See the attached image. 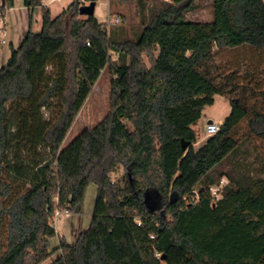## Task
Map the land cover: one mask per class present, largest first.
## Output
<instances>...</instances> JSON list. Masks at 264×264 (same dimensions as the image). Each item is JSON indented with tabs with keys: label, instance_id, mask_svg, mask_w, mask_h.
<instances>
[{
	"label": "trees",
	"instance_id": "16d2710c",
	"mask_svg": "<svg viewBox=\"0 0 264 264\" xmlns=\"http://www.w3.org/2000/svg\"><path fill=\"white\" fill-rule=\"evenodd\" d=\"M2 1L3 12L15 5ZM25 5L41 7L42 28L30 30L0 69V222L8 219L0 264H43L55 251L61 256L52 264H264V169L241 161L236 139L248 118L251 133L264 138V112L251 113L232 97L214 59L216 48L264 49V0H215L207 23L186 19L195 0H174L135 41L121 28L108 31L95 15L81 19L78 0L55 18L43 0ZM52 64L62 69L53 79ZM106 69L110 112L64 144ZM217 95L230 96L231 113L197 149L192 126ZM52 100L60 105L57 117L35 127ZM16 103L29 104L24 128L39 129L50 155L36 165L31 188L12 198L4 173L9 107ZM120 167L121 184H104ZM14 170L27 175L19 159ZM224 179L216 199L211 188ZM91 185L98 195L90 227L74 244L60 239L52 251L56 208L81 214ZM152 187L163 198L161 208L150 205ZM135 218L141 229L157 228L149 256L135 235L141 229L131 225Z\"/></svg>",
	"mask_w": 264,
	"mask_h": 264
},
{
	"label": "rangeland",
	"instance_id": "374dc122",
	"mask_svg": "<svg viewBox=\"0 0 264 264\" xmlns=\"http://www.w3.org/2000/svg\"><path fill=\"white\" fill-rule=\"evenodd\" d=\"M142 1V3H141ZM174 0H98L96 4L95 16L100 23L105 24L108 31L115 28H121L125 33V37L131 40H137L138 35L143 30L146 23L153 18L166 4L172 3ZM44 2V1H43ZM73 0H63L53 3L51 6L52 13L57 16L62 6H68ZM215 0H195L196 8L186 13V19L198 23H207L214 20ZM142 4V5H141ZM81 19H87L81 15ZM119 18L118 25H109L110 19ZM37 24V23H36ZM35 32L41 31L35 26ZM113 60L117 59L116 55L112 56ZM214 59L217 65L216 73L222 76L224 82H228L229 93L233 94L243 106L253 111L264 112V49L255 48L249 44L236 48L215 49ZM146 62L148 60L146 58ZM61 67L58 64H52L48 68V76L52 79L61 75ZM111 75L106 69L98 82L95 84L92 93L87 99L84 107L78 114L76 121L70 130L64 144L71 143L84 130L93 128L99 124L111 110ZM216 98V97H215ZM29 104H12L9 107V129L11 143L7 151V167L5 169L4 178L13 188L12 198L30 189L33 184L34 171L36 165L47 159L50 155L49 150L41 142L38 134L39 129L27 130L24 128L22 113L29 111ZM232 110L230 96L218 97L213 105L206 106L203 113L204 118L194 125V129L198 134L197 148L201 147V141H207L208 118H212L215 122H221L223 118L229 116ZM60 111V105L57 100H52L46 109L41 110V120L39 125L35 127H45L52 123ZM252 115V114H251ZM236 139L241 147V161L256 170L264 169V138L255 136L249 128V118L245 119L236 133ZM37 144V146L35 145ZM19 145L22 148L20 153ZM35 145V146H34ZM26 167L27 175H19L15 172L14 167L17 161ZM124 168L120 167L117 171L109 175L112 184H121L124 175ZM262 176V175H261ZM98 195V186L91 185L86 193L84 200L83 212L81 214H73L66 209H59L62 215L56 219H52L54 227L59 223V219L64 220L63 215H71L79 220H83L82 226L89 228L92 223L93 213L95 210ZM150 205L153 208H161L163 198L154 187L148 190ZM9 200L7 203H10ZM76 215V216H74ZM8 219L5 218L0 222V256L7 249L8 244ZM131 223V222H130ZM135 229V223H131ZM83 228V227H82ZM83 228V230H85ZM156 227L148 226L146 229L135 231L138 241L145 242L143 252L149 256L152 249V235H156ZM77 231V234L81 231ZM143 244V243H142ZM59 240L53 238L51 240L52 251L57 249ZM61 256L60 251H55L53 256L43 264H52ZM166 264V263H163Z\"/></svg>",
	"mask_w": 264,
	"mask_h": 264
},
{
	"label": "crops",
	"instance_id": "0c3cea01",
	"mask_svg": "<svg viewBox=\"0 0 264 264\" xmlns=\"http://www.w3.org/2000/svg\"><path fill=\"white\" fill-rule=\"evenodd\" d=\"M71 3H69L67 7L62 6L61 10L57 12V16L61 14L64 10H66L71 5ZM43 5L50 9L52 17L54 18L57 17V16H54L52 13V9H51L52 4L45 5V3L43 2ZM4 12L6 15V24H7V29H8V43L6 45H0V69L4 65H6L8 61L10 60L11 54H12V48L17 49L21 45L22 41L24 40V38L26 37L27 33L30 30L35 32L36 31L35 26L37 25L39 27V24H41V28H42V9L41 7L36 8L35 10H31L25 5V0H15L14 7H12L11 9H6ZM218 97H222V96L217 95L216 98ZM203 118H204V113H202L201 119ZM226 118H223V120H221V122H218V123L222 124ZM210 120H212V118H208V121ZM195 124H193L192 126L193 129H194ZM197 138H198V134H197ZM205 143L206 141L202 140L201 146H203ZM196 146L197 145H195V148H197ZM63 217H64V220L60 218L59 223H57V226L55 227L57 234H58L56 238L59 240V243H60V239H65L68 243L74 244L79 238L80 234L86 231L88 228H84L85 224L84 226H82L84 223L82 219L79 220L76 217L73 218L71 217V215H63ZM82 227L85 230H83ZM80 228L82 230L77 234V231H79ZM138 242L142 250H144L143 245H146V243L140 242V241Z\"/></svg>",
	"mask_w": 264,
	"mask_h": 264
},
{
	"label": "built area",
	"instance_id": "2783aa9c",
	"mask_svg": "<svg viewBox=\"0 0 264 264\" xmlns=\"http://www.w3.org/2000/svg\"><path fill=\"white\" fill-rule=\"evenodd\" d=\"M60 1H63V0H44V3H45V5H49V4H53L56 2H60ZM78 1H79V4L81 7L84 5H88L90 3L89 0H78ZM2 5H3V1L0 0V7H2ZM119 23H120L119 18H115V19L111 18L109 21V25H118ZM7 43H8V29H7V24H6V15H5V12L1 11V9H0V45H6ZM220 129H221L220 123L215 122V121L210 123L208 121L207 130H206L207 136L211 137V136L216 135L217 133H219ZM109 181H110L109 176H106L103 180V183L107 184ZM226 182L227 181L224 179V180H222L220 186H216V187L211 188L212 194L216 199H219L220 191H221L223 185L226 184ZM66 211H68V210H66ZM61 215H62V212L58 208H56L55 214H54V219L58 218ZM134 223L140 229L143 227V223H142V220L140 218H135ZM151 238H152V240H156V235H152ZM158 257H160V256H158Z\"/></svg>",
	"mask_w": 264,
	"mask_h": 264
},
{
	"label": "water",
	"instance_id": "95a60500",
	"mask_svg": "<svg viewBox=\"0 0 264 264\" xmlns=\"http://www.w3.org/2000/svg\"><path fill=\"white\" fill-rule=\"evenodd\" d=\"M96 4H97V0H92V1H90V3L88 5L82 6L80 9V14L83 16H86V17L94 16L95 11H96ZM209 122L211 123L213 121L210 120ZM161 260L165 261L166 260L165 256H163L161 258Z\"/></svg>",
	"mask_w": 264,
	"mask_h": 264
}]
</instances>
